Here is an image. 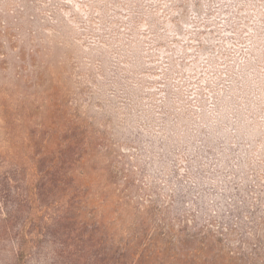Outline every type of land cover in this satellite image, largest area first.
I'll list each match as a JSON object with an SVG mask.
<instances>
[{
  "label": "rangeland",
  "instance_id": "374dc122",
  "mask_svg": "<svg viewBox=\"0 0 264 264\" xmlns=\"http://www.w3.org/2000/svg\"><path fill=\"white\" fill-rule=\"evenodd\" d=\"M0 160L20 264H264V0H0Z\"/></svg>",
  "mask_w": 264,
  "mask_h": 264
},
{
  "label": "trees",
  "instance_id": "16d2710c",
  "mask_svg": "<svg viewBox=\"0 0 264 264\" xmlns=\"http://www.w3.org/2000/svg\"><path fill=\"white\" fill-rule=\"evenodd\" d=\"M8 166L5 160H0V256L4 255L10 243L12 250L8 251L11 258L9 264H20V261L28 256L26 251L29 244L32 243V238H29L30 232H25L20 227L16 232H13V227L10 225L12 223L11 216L13 213L16 215L20 213L25 204L30 201H38L41 193L39 186L30 183L25 173L20 177L19 174L22 172L20 168H17L13 173L11 170H7ZM16 167L18 166L16 165ZM48 176L50 177V175L42 176L41 181ZM59 179H61L60 176ZM57 183L59 184L60 181ZM12 233L14 234L12 235ZM34 236L39 237L36 234Z\"/></svg>",
  "mask_w": 264,
  "mask_h": 264
}]
</instances>
